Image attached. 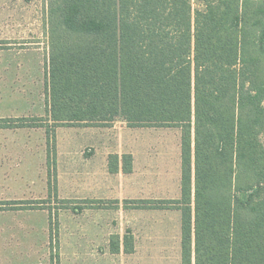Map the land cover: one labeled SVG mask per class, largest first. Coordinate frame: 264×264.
<instances>
[{"label": "trees", "instance_id": "trees-1", "mask_svg": "<svg viewBox=\"0 0 264 264\" xmlns=\"http://www.w3.org/2000/svg\"><path fill=\"white\" fill-rule=\"evenodd\" d=\"M47 36L46 117L0 129L44 128L53 164L51 127L179 128V198L124 204L180 212V264H264V0H47Z\"/></svg>", "mask_w": 264, "mask_h": 264}, {"label": "rangeland", "instance_id": "rangeland-1", "mask_svg": "<svg viewBox=\"0 0 264 264\" xmlns=\"http://www.w3.org/2000/svg\"><path fill=\"white\" fill-rule=\"evenodd\" d=\"M48 59L47 0H0V115L46 117ZM51 130L53 164L46 161L41 167L37 160L27 161L23 146L31 140L36 155L41 154L44 130L30 139L10 131V158L19 157L8 184H0V204L43 202V210L26 212L31 216L26 219L47 222L50 212L56 218L53 235L41 249L33 232L27 248H1L0 264H22V258L28 264H180V212L136 210L124 204L179 198L180 129L130 128L116 120L102 127ZM124 155L132 158L128 174L121 169ZM115 158L118 172L112 174L109 167ZM13 222L18 221H2ZM124 236L132 244L130 254L123 252ZM117 243L119 253L112 254Z\"/></svg>", "mask_w": 264, "mask_h": 264}, {"label": "crops", "instance_id": "crops-1", "mask_svg": "<svg viewBox=\"0 0 264 264\" xmlns=\"http://www.w3.org/2000/svg\"><path fill=\"white\" fill-rule=\"evenodd\" d=\"M2 115H0V120L17 119V118H7ZM29 118H33V117H29ZM41 130H44L45 132L44 128L0 129V184H8L7 182V180H9L8 174L10 172H14L13 166H12L14 163L13 161H15V159L19 157V156H15L14 159L13 157L10 158L9 144H8L10 131H21L24 133V134L22 133L21 135L22 137L24 136L25 138L28 137L30 139V136L33 137L35 133L36 135H41ZM31 145H32V141L29 140L23 146L24 150L26 151L27 161L37 160L39 167H41V163L43 164V166H45L46 161H47V150H46V153L44 150H45L46 145L44 144V149L41 154L38 153V156L36 155L37 151L34 150L33 146ZM21 157L23 159L22 155ZM34 157L36 159H34ZM33 163L37 164L35 161H33ZM37 170L41 173V170H39V168ZM2 176L4 177L2 178ZM92 206H97V205H92ZM30 211H35V210H30ZM26 212H29V211L28 210L27 211H0V218L2 221L10 217L18 221V222H13L11 224L10 223L5 224V223H2V221L0 220V251H1V248L3 249L4 247H6V251L7 250L12 251L13 249H17L19 251L24 248H27L26 247L27 244L29 245V239H28L30 236L29 233H32V232L33 234H36L39 238V248L40 249L43 247L44 244H48V241L50 240L48 220L46 222L44 220L43 221L42 220L33 221L31 219L30 220L26 219V218H31L30 215L26 214ZM11 214H14V215H11ZM17 216H21L23 219L19 220L17 219L19 218ZM30 221L36 222L38 224H34V225L31 223L25 224V222H30ZM35 226H36V229H34ZM20 262L22 264L23 263L28 264L27 263L28 261H26L24 258H22ZM29 262H31V260ZM34 262L35 264H38V260H35ZM46 264H48V262Z\"/></svg>", "mask_w": 264, "mask_h": 264}]
</instances>
